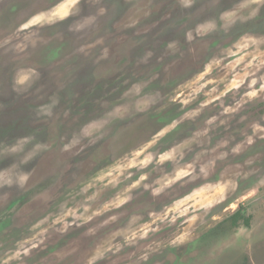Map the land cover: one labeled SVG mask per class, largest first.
<instances>
[{"label": "rangeland", "instance_id": "rangeland-1", "mask_svg": "<svg viewBox=\"0 0 264 264\" xmlns=\"http://www.w3.org/2000/svg\"><path fill=\"white\" fill-rule=\"evenodd\" d=\"M222 253L264 264V0H0V264Z\"/></svg>", "mask_w": 264, "mask_h": 264}, {"label": "flooded vegetation", "instance_id": "flooded-vegetation-1", "mask_svg": "<svg viewBox=\"0 0 264 264\" xmlns=\"http://www.w3.org/2000/svg\"><path fill=\"white\" fill-rule=\"evenodd\" d=\"M143 197H140V199L142 200ZM160 199L162 198H154V197H149L147 198L146 197V201H148L149 203L150 202H153V201H159ZM144 200V198H143ZM131 205V204H130ZM151 206V203L149 204ZM236 212H239L240 216L239 218L237 219L236 221V224H233V223H229L230 220H229V225L232 227H237L236 225L239 224L241 226H245L247 229L250 227V223H249V219L247 216L246 213H243V211L241 210H237ZM235 212V213H236ZM235 213L232 214V216L235 215ZM122 216L125 214L124 210L122 211ZM110 215H107L108 218H111V216L109 217ZM247 220V221H246ZM225 232V230L223 231ZM217 239V230L214 231V233H212L210 236H207V235H204V237H200V239L197 240V245H196V248H201V249H206L207 247H209V242L207 240H211V239ZM215 241V240H214ZM217 241V240H216ZM215 243V242H214ZM189 248V246L187 245L185 247V250L181 252H179V254L177 255L178 259L180 260L181 259V256L184 255L186 257V252L187 249ZM234 254V253H233ZM189 255V254H188ZM226 254L222 253V254H219L218 257H214V259H211L208 257L207 261L203 260V264H249L251 263L250 261V258H247V257H243V255L241 254L240 257L238 256H233V257H227L225 256ZM228 255V254H227ZM190 261L193 260V259H189ZM185 262V261H184ZM183 262V264H184ZM248 262V263H247ZM186 263V262H185ZM178 264V263H177ZM179 264H182V263H179Z\"/></svg>", "mask_w": 264, "mask_h": 264}, {"label": "trees", "instance_id": "trees-1", "mask_svg": "<svg viewBox=\"0 0 264 264\" xmlns=\"http://www.w3.org/2000/svg\"><path fill=\"white\" fill-rule=\"evenodd\" d=\"M239 216H240L239 212H236L234 216L231 215L230 218H229L230 223L236 224V221L239 218Z\"/></svg>", "mask_w": 264, "mask_h": 264}]
</instances>
